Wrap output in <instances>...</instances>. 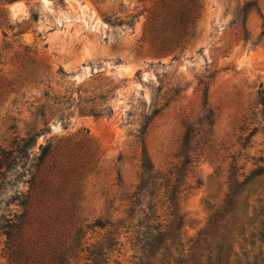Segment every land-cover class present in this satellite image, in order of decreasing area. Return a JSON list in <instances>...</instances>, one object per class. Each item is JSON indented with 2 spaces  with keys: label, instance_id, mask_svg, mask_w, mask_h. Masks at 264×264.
<instances>
[{
  "label": "rangeland",
  "instance_id": "obj_1",
  "mask_svg": "<svg viewBox=\"0 0 264 264\" xmlns=\"http://www.w3.org/2000/svg\"><path fill=\"white\" fill-rule=\"evenodd\" d=\"M196 4L178 43L185 1L0 0V157L38 138L78 185L64 264H264V0ZM37 217L0 264H52Z\"/></svg>",
  "mask_w": 264,
  "mask_h": 264
},
{
  "label": "trees",
  "instance_id": "obj_2",
  "mask_svg": "<svg viewBox=\"0 0 264 264\" xmlns=\"http://www.w3.org/2000/svg\"><path fill=\"white\" fill-rule=\"evenodd\" d=\"M186 2L188 7L183 9L181 18L179 19L178 28V43L186 38L189 34L188 30L190 25L194 23V14L197 10V0H174ZM259 104L264 106V92L259 93ZM189 137L186 135L185 140ZM38 138L23 139L20 146L8 154H3L0 157V171L4 167L14 171L13 177L16 178L14 182H18L17 178H27L28 180L22 182L23 187L28 186V189H21L17 187L14 195L11 197V201L8 205L10 208L12 205L16 209H11L6 217L0 219V230L6 237V249L8 254H16L19 249L18 233L21 232L23 227L30 225L29 219L37 217L36 213L41 212V216L36 220V250L35 253L39 255V258H51L52 264H64L66 262V252L63 250L62 241L59 239L64 237V229L73 223V220L77 213V202L80 197V190L78 185L73 187L69 194H62L60 190H49L41 179L44 174L42 169L50 170L52 173L54 170L48 166L53 162L52 146L50 144L41 145L39 152H35L34 149L37 146ZM186 144H184V147ZM46 165V166H45ZM7 172H9L7 170ZM154 171L144 166V172L142 173V186L143 183L152 179ZM255 174V177H258ZM148 177V179H147ZM4 178V174L0 172V180ZM41 179V180H40ZM38 180L40 181L37 184ZM249 179H246V184ZM13 180H10V183ZM5 182H0V190ZM15 186V185H14ZM43 187V190H42ZM40 188V189H39ZM39 189V190H38ZM175 192V190H173ZM138 194H141L139 192ZM48 195L45 198L40 199V196ZM173 193L168 198L171 204L174 203ZM47 204L49 207L46 208ZM41 206V208H40ZM35 208V209H34ZM46 213V214H45ZM44 215V216H43ZM47 219V220H46ZM162 227V226H160ZM169 225L166 226L168 228ZM161 235V234H160ZM33 253V255H35Z\"/></svg>",
  "mask_w": 264,
  "mask_h": 264
}]
</instances>
